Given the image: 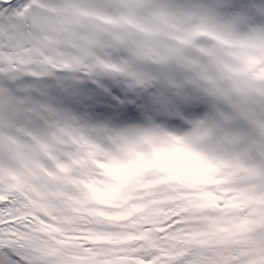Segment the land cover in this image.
Segmentation results:
<instances>
[{
    "label": "snow or ice",
    "instance_id": "snow-or-ice-1",
    "mask_svg": "<svg viewBox=\"0 0 264 264\" xmlns=\"http://www.w3.org/2000/svg\"><path fill=\"white\" fill-rule=\"evenodd\" d=\"M0 264H264V0H0Z\"/></svg>",
    "mask_w": 264,
    "mask_h": 264
}]
</instances>
